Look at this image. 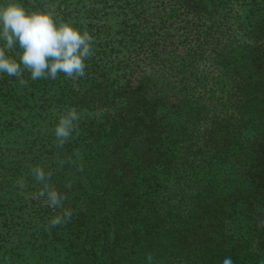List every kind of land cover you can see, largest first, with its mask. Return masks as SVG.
<instances>
[{"label":"trees","instance_id":"trees-1","mask_svg":"<svg viewBox=\"0 0 264 264\" xmlns=\"http://www.w3.org/2000/svg\"><path fill=\"white\" fill-rule=\"evenodd\" d=\"M16 2L94 54L76 81L0 73V264H264V0ZM69 107L79 135L57 149ZM36 165L72 210L50 230Z\"/></svg>","mask_w":264,"mask_h":264},{"label":"clouds","instance_id":"clouds-1","mask_svg":"<svg viewBox=\"0 0 264 264\" xmlns=\"http://www.w3.org/2000/svg\"><path fill=\"white\" fill-rule=\"evenodd\" d=\"M0 40L4 41L0 47V73L16 77L22 87L28 86V81L22 78L25 70L30 72L33 81L55 80L60 73L72 81L85 77V61L94 54V37L87 30L81 34L69 22H57L52 13L30 11L16 0L0 5ZM17 43L21 50L19 62L7 54L14 50ZM82 119L83 113L78 112L75 107H69L59 115L54 129L57 149H63L66 143L79 135V123ZM81 160L79 150H73L72 155L65 158L58 156L55 171L61 170L66 163L77 164ZM78 170L82 171V166ZM30 171L39 186L33 199L43 200L46 207L59 210L45 225L46 230L69 222L72 210L64 207L68 197L52 183L54 171H45L40 165L32 167ZM17 186L23 189L26 184L20 180ZM65 187L71 190V180L65 183ZM147 262L153 264L151 254L147 256ZM223 264L233 262L231 258H225Z\"/></svg>","mask_w":264,"mask_h":264}]
</instances>
